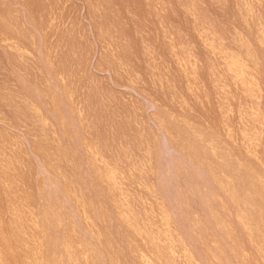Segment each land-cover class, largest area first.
Segmentation results:
<instances>
[{
	"label": "rangeland",
	"instance_id": "374dc122",
	"mask_svg": "<svg viewBox=\"0 0 264 264\" xmlns=\"http://www.w3.org/2000/svg\"><path fill=\"white\" fill-rule=\"evenodd\" d=\"M0 264H264V0H0Z\"/></svg>",
	"mask_w": 264,
	"mask_h": 264
}]
</instances>
